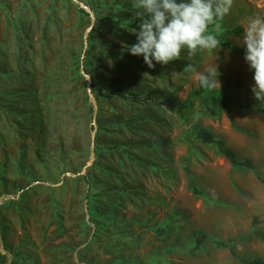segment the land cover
I'll return each instance as SVG.
<instances>
[{"label":"rangeland","instance_id":"obj_1","mask_svg":"<svg viewBox=\"0 0 264 264\" xmlns=\"http://www.w3.org/2000/svg\"><path fill=\"white\" fill-rule=\"evenodd\" d=\"M77 1L94 22L74 0H0V264H242L215 247L228 238L241 256L264 259V242L240 241L253 218L264 231V186L196 139L209 130L264 178L253 73L245 52L224 46L244 50L243 31L264 16V0H232L208 28L215 49L182 50L152 69L126 50L140 24L130 0ZM214 63L220 87L194 96L187 66ZM234 84L241 88L226 94L248 98L249 112L212 107L209 96ZM88 200L101 211L98 233L117 222L107 242L94 237ZM197 229L208 240L196 251Z\"/></svg>","mask_w":264,"mask_h":264},{"label":"clouds","instance_id":"obj_2","mask_svg":"<svg viewBox=\"0 0 264 264\" xmlns=\"http://www.w3.org/2000/svg\"><path fill=\"white\" fill-rule=\"evenodd\" d=\"M140 20L131 31L135 43L127 47L129 55L142 57L152 69L177 60L182 50L215 49L217 38L208 33L210 25L229 14L232 0H130ZM244 61L253 73L251 92L257 101L264 100V16L251 19L243 31ZM195 71L201 88H219L216 64Z\"/></svg>","mask_w":264,"mask_h":264},{"label":"trees","instance_id":"obj_3","mask_svg":"<svg viewBox=\"0 0 264 264\" xmlns=\"http://www.w3.org/2000/svg\"><path fill=\"white\" fill-rule=\"evenodd\" d=\"M82 12L84 13V11H82ZM213 25L214 24L210 25L209 27H211ZM240 31H241V29L235 28L231 31V33L238 34V33H240ZM224 46L226 48H228L229 50H231L233 54L237 55V54L244 53V50H242L240 48L230 47L229 45H224ZM197 84H198V88L194 92V96H196V97L201 96L206 91H209L212 89V88H208V89L201 88L199 86L198 79H197ZM240 88H241L240 84H234L229 88H223V89H220V90L212 93L209 96V102H210L211 106L214 108L225 109V110L230 109V108H234L239 113L249 112V110L251 109V105H250L248 98H246L244 100V103H242L237 98L231 97V96L226 94V90H228V89L239 90ZM111 93L113 95H120L123 98L126 97V95L121 91H112ZM253 99L256 102V112L258 114H264V100L257 101L254 97H253ZM210 113L213 116L217 115L216 111H214L213 109L210 110ZM231 124L233 126V122H231ZM196 139L199 140L204 145H214L217 154L221 158L225 159L230 164V166L232 168H243V169H246L248 171L253 172L255 178L264 186V178L259 173L257 167L253 164V161L249 158L239 159L236 151L233 148L229 147L224 140L216 139L214 137V135L209 130H206V129H199L196 133ZM184 172H185L187 179H188V189L191 191V193L194 196L202 197V193L199 191V189L196 185V181H195L194 176L189 172V170L187 168H184ZM87 206H88L87 207L88 216L90 218V221L92 222V224L95 227L94 237L95 238L97 237L99 239L100 237H103V235H101L100 233L97 232V230L99 228H101L100 227L101 225H100L99 221L97 220V216L101 213V211L98 212L96 210H92V208L90 207V201L89 200L87 201ZM97 212L99 213L98 215H97ZM257 225H258V219L253 218V220H252V233L250 235L245 236L240 241L241 242H251L253 239H257L261 242H264V231L260 228H257L256 227ZM192 236H193V239L195 241L194 250H196V251L199 250L201 248V246L208 240V235L199 229L192 231ZM112 237L113 236L109 237L107 239V241L109 239H111ZM214 245L217 248L226 249L228 251V253L233 258L237 259L242 264H264V259H262V258H259V257L245 258V257L241 256L235 247V241L231 238H228L225 241H217L216 240V241H214ZM122 246H124V245H122ZM118 256L113 257L114 258L113 260L118 258Z\"/></svg>","mask_w":264,"mask_h":264},{"label":"crops","instance_id":"obj_4","mask_svg":"<svg viewBox=\"0 0 264 264\" xmlns=\"http://www.w3.org/2000/svg\"><path fill=\"white\" fill-rule=\"evenodd\" d=\"M233 34V33H232ZM231 51V50H230ZM232 52V51H231ZM235 55V54H234ZM221 62V61H220ZM234 149V148H233ZM235 150V149H234ZM250 159V158H249ZM252 161H253V158L251 159ZM253 164H254V162H253ZM255 165V164H254ZM134 229H130L129 231H136L137 230V228L136 227H133ZM145 228V227H144ZM105 230H104V233H105V235H103V237H102V240L104 239V240H106L107 241V239L109 238V237H111V236H116L117 235V232H118V228H117V222L115 223V224H110L107 228L105 227L104 228ZM142 230H143V228H141ZM144 231V233H146V236H148L147 235V231L146 230H143ZM151 232H153V231H151ZM141 234V233H140ZM142 235H138V237H139V239H140V237H141ZM101 240V239H100ZM121 242H122V244L125 246V244H127L126 242L124 243L122 240H120ZM102 243H105V241H103ZM107 253V252H106ZM109 255H110V253H107V255L106 256H108V257H106V258H109Z\"/></svg>","mask_w":264,"mask_h":264},{"label":"water","instance_id":"obj_5","mask_svg":"<svg viewBox=\"0 0 264 264\" xmlns=\"http://www.w3.org/2000/svg\"><path fill=\"white\" fill-rule=\"evenodd\" d=\"M77 3H78V5L84 10V9H89L86 5H84L83 3H81V2H78L77 0H75ZM83 7H85V8H83ZM90 10V9H89ZM85 11V10H84ZM86 12V11H85ZM88 14H90V16H91V19L93 18V20H94V17H93V13H92V11L90 10L89 12H87ZM91 30V27L87 30V32L86 33H88L89 31ZM86 36H87V34H86ZM84 76L85 77H87L85 74H84ZM89 83H90V81H89ZM0 204H1V202H0Z\"/></svg>","mask_w":264,"mask_h":264},{"label":"bare ground","instance_id":"obj_6","mask_svg":"<svg viewBox=\"0 0 264 264\" xmlns=\"http://www.w3.org/2000/svg\"><path fill=\"white\" fill-rule=\"evenodd\" d=\"M75 1V0H74ZM76 2V1H75ZM85 8V7H83ZM86 12H89L90 10L89 9H84ZM92 21L94 22L93 18H92ZM87 80H89L88 78H86Z\"/></svg>","mask_w":264,"mask_h":264},{"label":"built area","instance_id":"obj_7","mask_svg":"<svg viewBox=\"0 0 264 264\" xmlns=\"http://www.w3.org/2000/svg\"><path fill=\"white\" fill-rule=\"evenodd\" d=\"M67 176L69 177L70 175H69V174H67Z\"/></svg>","mask_w":264,"mask_h":264}]
</instances>
